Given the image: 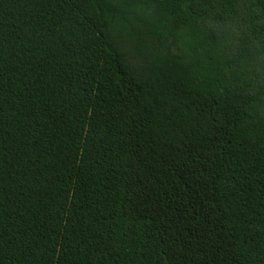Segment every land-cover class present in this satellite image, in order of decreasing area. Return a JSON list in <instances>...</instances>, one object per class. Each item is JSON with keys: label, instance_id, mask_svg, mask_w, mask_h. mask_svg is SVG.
<instances>
[{"label": "trees", "instance_id": "16d2710c", "mask_svg": "<svg viewBox=\"0 0 264 264\" xmlns=\"http://www.w3.org/2000/svg\"><path fill=\"white\" fill-rule=\"evenodd\" d=\"M0 264H264V0H0Z\"/></svg>", "mask_w": 264, "mask_h": 264}]
</instances>
